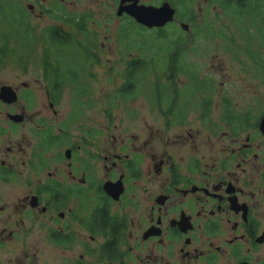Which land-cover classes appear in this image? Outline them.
Instances as JSON below:
<instances>
[{
	"label": "flooded vegetation",
	"instance_id": "flooded-vegetation-1",
	"mask_svg": "<svg viewBox=\"0 0 264 264\" xmlns=\"http://www.w3.org/2000/svg\"><path fill=\"white\" fill-rule=\"evenodd\" d=\"M114 1L116 16L136 23L118 16L122 0ZM188 1L138 0L169 4L175 20L154 29L136 24L148 32L175 26L180 53L195 37ZM64 3L40 15L53 17L61 42L75 43L67 54L88 60V69L98 58L92 13H69ZM22 13L30 25L31 12L0 1V63ZM256 55L248 69L262 83L220 82L217 95L208 83L196 111L181 106L171 84L162 90L172 101L164 106L163 93H154V115L135 132L106 109L82 122L80 99L57 121L66 85L55 91L49 76L52 115H32L30 83L0 75V264H264V60Z\"/></svg>",
	"mask_w": 264,
	"mask_h": 264
},
{
	"label": "rangeland",
	"instance_id": "rangeland-1",
	"mask_svg": "<svg viewBox=\"0 0 264 264\" xmlns=\"http://www.w3.org/2000/svg\"><path fill=\"white\" fill-rule=\"evenodd\" d=\"M0 1L6 4H14L21 11L31 12L28 18L29 26L32 29L31 36L34 38L30 47H25L14 39L11 44L10 57L0 63V66L4 68L3 71L0 70V75L5 79L14 77L17 85L20 82H29L35 98L31 114L36 115L41 111V114L51 116L52 112L47 109L46 105L45 85L49 79H46L48 73L43 66L45 54L41 37L45 29L57 25V23L50 15L41 17L40 12L43 9H51L56 0ZM141 1L146 4L152 3V0ZM191 1L190 5L196 17V23H190L188 19L187 21L195 26H191L190 31L191 35H195V37L187 38L183 44L186 47L175 55L171 51V47L165 48L169 44L168 42L174 41L171 33L177 30L175 26H170L165 31H161L163 34L159 31L148 32L151 34H147L142 41L148 42L151 38L153 46L148 48V45H144L145 42H138V49H136L135 46H131L119 37V30L126 21L116 16L117 6L114 0H64L69 13H92L90 28L94 37L91 38V42L95 46L92 50L96 51L98 58L86 69L89 66L88 60L80 58L78 61V59L67 54L69 49L63 48L61 50V55L65 56L67 61L69 59L72 67L77 66L75 70L78 71V74L83 69L86 70L81 74V83L76 85L77 93L71 90L72 87L66 85L63 101L57 108L59 118L56 120L62 118V114L67 111L70 113L74 108L73 102L80 99L79 106L82 110V116L79 120L82 122L91 118H98L106 109L110 110L112 116H118L115 123L126 126L129 131L135 132L143 118L151 120L149 115H154L151 105L155 102L151 100L154 93L155 95L159 92L163 93L161 104L164 106L172 101V97L162 90L171 88L168 87L171 84L176 83L177 89L180 90L178 98L181 100V106H197L194 108L197 110L201 103L199 97L208 83L213 84L206 91L214 92L215 95L219 91L220 82L230 83L229 85L243 82L262 83L263 80L248 69L252 65L250 55L246 51L248 46L247 33L235 25L237 24L236 19L226 15L223 10H220L219 5H208V0ZM29 6H32V9H29ZM219 30L223 32L222 40L218 39L220 32L217 31ZM250 31H254V28H251ZM199 32L200 34H198ZM148 35H151L150 38ZM220 37L222 38V36ZM258 44L263 45L257 40L253 43V49H258ZM140 47H145L143 52L140 51ZM28 49L31 51L27 54L25 52L28 51L25 50ZM78 49L73 48L72 52ZM262 50H260L261 53ZM262 55L261 58H264ZM135 58L145 60L146 68H148H144L138 76L133 78L132 88L134 91L125 93L127 100H123L119 98L117 92L124 85L123 75L127 62ZM155 84H159V86L155 87ZM82 91H85L84 95H80ZM210 92L208 94H211ZM216 98L215 96L214 100ZM242 98L247 101L250 96L246 95ZM195 111L191 113H195ZM131 115H137V117L134 119L128 117ZM139 120L140 122H138Z\"/></svg>",
	"mask_w": 264,
	"mask_h": 264
},
{
	"label": "trees",
	"instance_id": "trees-1",
	"mask_svg": "<svg viewBox=\"0 0 264 264\" xmlns=\"http://www.w3.org/2000/svg\"><path fill=\"white\" fill-rule=\"evenodd\" d=\"M210 3L211 5H219L226 15L234 17L236 21L239 20V22H237L235 25L239 26L240 30L247 33L248 46L246 51L250 56L256 53L257 62L259 59L264 60V58H261L262 53L260 51L263 49L262 51L264 52V0H210ZM189 4H191L190 1ZM28 26L29 25L26 22V16L23 15V13L22 15L17 14L16 23L14 25V39L16 42L19 41L22 43L25 47L31 44L34 40L33 36H29L26 32ZM251 28H254V31L251 32ZM160 33L163 34L161 31ZM147 34L151 33H148V30L138 26L133 21H127L119 30L120 39L128 42L131 46H135L136 49H138V42H145L142 40L145 38V36H147ZM171 34L177 35L178 33L172 32ZM198 34H200V32ZM148 36L150 38L151 35ZM257 40L262 42L263 45L258 44L259 48L253 49V43ZM41 42L45 52L43 66L46 69L51 70L47 71V73L49 77H52L50 82H52L54 90L60 91L65 85H71L74 87L73 91L77 93L76 85L77 83L80 84L82 73H79V75L78 71L75 70L77 66L72 67L69 59L67 61L65 56L61 55V50L63 48L68 46L75 47V43L73 41L71 42L70 40H64L61 42L57 35L56 27L48 28L43 33ZM168 43L169 44L166 45L165 48L169 49V47H171V51H173V54L176 55V53L180 50V45L182 44L177 43L175 40ZM145 44L148 45V48L152 47L153 44L151 38L148 40V42H145L144 45ZM144 48L140 47V51L143 52ZM94 60H96V58ZM74 61L76 60L74 59ZM146 65L147 63H145V60L141 58H135L127 62L126 70L123 75L125 82L123 87H121L117 92L120 99L127 100L125 93H132L134 91V88H132V82L134 81L133 78L138 76L144 68L147 69L148 67L146 68Z\"/></svg>",
	"mask_w": 264,
	"mask_h": 264
},
{
	"label": "water",
	"instance_id": "water-1",
	"mask_svg": "<svg viewBox=\"0 0 264 264\" xmlns=\"http://www.w3.org/2000/svg\"><path fill=\"white\" fill-rule=\"evenodd\" d=\"M124 13L132 17L137 24L148 29L163 28L175 20V10L167 3L157 8L140 6L138 0H122L117 15L121 17Z\"/></svg>",
	"mask_w": 264,
	"mask_h": 264
}]
</instances>
